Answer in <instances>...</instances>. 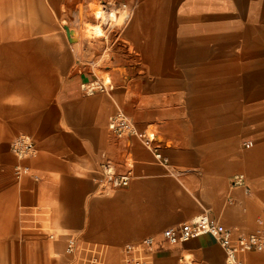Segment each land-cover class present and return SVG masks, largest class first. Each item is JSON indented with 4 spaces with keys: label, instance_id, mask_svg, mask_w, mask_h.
I'll return each mask as SVG.
<instances>
[{
    "label": "crops",
    "instance_id": "0c3cea01",
    "mask_svg": "<svg viewBox=\"0 0 264 264\" xmlns=\"http://www.w3.org/2000/svg\"><path fill=\"white\" fill-rule=\"evenodd\" d=\"M126 6L130 16L111 43L78 51L64 35L63 48L41 50L35 26L26 34L24 1L0 0V92H26L20 105L31 107L0 115V250L9 254L0 264H18L6 262L18 252L30 264L40 254L65 264L67 239L79 247L71 263L90 264L88 246L100 251L99 264L107 247L121 263L123 244L147 237H154L153 264H182L183 257L224 264L211 236L172 244L163 231L204 213L230 229L264 222V0ZM25 43H36V52H18ZM96 67L111 87L88 95L82 85L98 77ZM119 110L138 130L155 132L167 164L138 137L109 130ZM15 133L34 139L36 155L19 161L11 153ZM104 162L119 173L132 164L129 186L109 188L99 171ZM237 174L249 192L232 185ZM257 254L264 255L241 259L256 264L264 260Z\"/></svg>",
    "mask_w": 264,
    "mask_h": 264
},
{
    "label": "built area",
    "instance_id": "2783aa9c",
    "mask_svg": "<svg viewBox=\"0 0 264 264\" xmlns=\"http://www.w3.org/2000/svg\"><path fill=\"white\" fill-rule=\"evenodd\" d=\"M110 87L111 81H108L104 76L97 77L95 80L82 85L83 91L88 95H93L95 92H107ZM108 128L119 138L138 137L148 149L154 152L157 161L167 164V160L162 157L155 145V132L138 130L135 123L122 110L110 117ZM252 145L251 141L244 142L246 148H250ZM10 151L19 161H23L36 155V143L30 135L21 134L11 141ZM126 166L129 169L128 172L119 173L112 163L104 162L101 164L99 171L109 188L119 189L129 186L130 169L133 166L130 163H127ZM25 171L26 169L23 167L17 166L15 169L16 176L22 177ZM246 183L243 174H237L232 178L233 186H243L249 192ZM204 235L211 236L223 249L225 253L224 264H249L241 259L244 254H264V222H260L257 228L253 230L230 229L211 220L209 215L204 213L179 226L170 227L163 231L165 239L172 244ZM153 243L154 237H147L138 244H127L124 248V264H153ZM78 251L77 240H70L67 245V252L74 255ZM87 252L90 255L87 258L88 263L99 264L100 251L95 246H88ZM188 260L190 259L182 258L185 264H188Z\"/></svg>",
    "mask_w": 264,
    "mask_h": 264
},
{
    "label": "rangeland",
    "instance_id": "374dc122",
    "mask_svg": "<svg viewBox=\"0 0 264 264\" xmlns=\"http://www.w3.org/2000/svg\"><path fill=\"white\" fill-rule=\"evenodd\" d=\"M25 3V26L26 29L32 30V27L35 26L36 34H46V33H55L61 32L64 35H68V31H70L71 36L73 37V44L76 46L78 51L81 50V45L87 47L89 46L90 49L95 50L97 46H102L104 39L96 40L92 36H87L84 33V27L88 23H93L92 18V7L96 4L103 6L106 5L108 8L119 11V13L126 12L130 14L128 7L126 8L124 5H127V0H23ZM54 2V4H52ZM33 14L35 18H32L30 14ZM81 13V15H80ZM29 14V15H28ZM122 25H108L106 26V34L108 38L106 39L108 43H111L115 40L116 35L118 34L119 30L123 27ZM96 58V57H95ZM96 75L98 77L104 75L97 67L94 69ZM106 78V75L104 76ZM18 133L13 135L16 136ZM12 137V138H13ZM12 138L9 139L7 142L10 145ZM1 146V145H0ZM1 149V147H0ZM14 173L16 176V172L14 169ZM25 175L23 172L22 177ZM17 177V176H16ZM0 226H1V219H0ZM249 230V229H248ZM28 237V236H24ZM69 239L66 241L65 248L67 249ZM128 243L123 244L121 248V256H122V264H123V252L124 248ZM108 248V247H107ZM105 248V256L104 262L106 263V257L108 253V249ZM64 251L63 258H65V264H76L71 263L70 261L75 258V256L69 255V253ZM79 254V251L77 252ZM76 254V255H77ZM264 256L261 254L255 255L257 257ZM30 257L23 252L13 253L10 256L8 262L18 263V264H30L29 261ZM39 264H53L46 259L44 254H40V259L37 260ZM256 264H264V260L259 259L256 261ZM188 264H194L193 261L190 259ZM184 264V262L182 263Z\"/></svg>",
    "mask_w": 264,
    "mask_h": 264
},
{
    "label": "bare ground",
    "instance_id": "6f19581e",
    "mask_svg": "<svg viewBox=\"0 0 264 264\" xmlns=\"http://www.w3.org/2000/svg\"><path fill=\"white\" fill-rule=\"evenodd\" d=\"M54 4V2H52ZM126 8L127 6L124 5ZM92 11V18H93V23H88L84 27V33L87 36H92L96 40H102L104 38H108L106 34V26L108 25H122L127 18H129L130 14L123 12L119 13V11H114L110 8H108L106 5L100 6L96 4L94 7L91 9ZM81 15V13H80ZM26 29V34L30 33ZM27 36V35H26ZM29 37L31 35H28ZM36 36H40L39 38L43 41L40 44L41 50H48L50 48H58L61 47L63 48L66 44L64 42V34L61 32H55V33H46V34H36ZM17 49V48H16ZM18 52H21L23 56H28L29 52H36V43L35 44H28L25 43L23 45L18 46ZM106 79L108 81H111V78L109 75H106ZM26 97L27 94L26 92H11L9 95H2L0 92V103L1 104H7V106H0V115L7 117V118H14L17 116H21L24 114V112H27V110H30L31 107H25L23 104L26 102ZM16 99V100H12ZM66 249V248H65ZM58 255H61V253L58 252H63L59 250H55ZM67 251V249H66ZM30 255L32 256V246H30ZM6 256H9L7 252L1 251L0 250V259L5 258ZM113 255H111V252L108 253V257H110V260L107 261L106 264H122V261L120 263V259L118 258V261H116L115 258H112ZM8 258V257H7ZM62 259V257H60ZM60 258V262L62 261ZM63 264V263H61ZM124 264V262H123Z\"/></svg>",
    "mask_w": 264,
    "mask_h": 264
},
{
    "label": "water",
    "instance_id": "95a60500",
    "mask_svg": "<svg viewBox=\"0 0 264 264\" xmlns=\"http://www.w3.org/2000/svg\"><path fill=\"white\" fill-rule=\"evenodd\" d=\"M68 36L71 37V33H70V31H68Z\"/></svg>",
    "mask_w": 264,
    "mask_h": 264
}]
</instances>
